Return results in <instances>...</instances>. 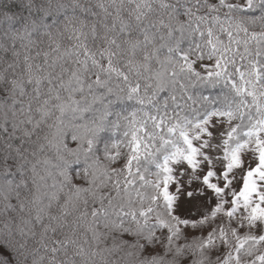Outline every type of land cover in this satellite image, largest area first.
<instances>
[{
	"label": "snow or ice",
	"instance_id": "snow-or-ice-1",
	"mask_svg": "<svg viewBox=\"0 0 264 264\" xmlns=\"http://www.w3.org/2000/svg\"><path fill=\"white\" fill-rule=\"evenodd\" d=\"M0 264H264V0H0Z\"/></svg>",
	"mask_w": 264,
	"mask_h": 264
}]
</instances>
